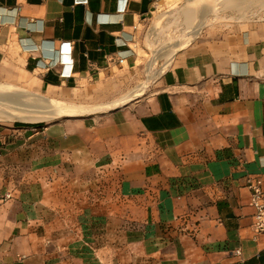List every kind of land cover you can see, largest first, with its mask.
<instances>
[{"label":"crops","instance_id":"1","mask_svg":"<svg viewBox=\"0 0 264 264\" xmlns=\"http://www.w3.org/2000/svg\"><path fill=\"white\" fill-rule=\"evenodd\" d=\"M169 3L0 0V84L84 110L0 126V264H264V19L203 28L122 100Z\"/></svg>","mask_w":264,"mask_h":264},{"label":"bare ground","instance_id":"2","mask_svg":"<svg viewBox=\"0 0 264 264\" xmlns=\"http://www.w3.org/2000/svg\"><path fill=\"white\" fill-rule=\"evenodd\" d=\"M214 1L216 2V0H187L181 10L175 12L174 9L171 8L163 12L161 21L168 19L169 21H166L168 24L170 23L175 29H184V31L181 37L170 46L165 44L160 49L154 51L146 66V79L144 84L128 93L122 100L135 98L143 94L147 84L153 80V78L160 75L162 69L169 64L177 49L195 39L200 34L202 29L207 26L209 22L211 9L213 3H215ZM236 1L245 2V4H234ZM247 1L220 0L218 5L221 10L234 8V11L238 12H246V10H248V3L250 4L252 2L253 6L264 8V0H252L248 3ZM176 18H179L180 22L179 20L177 21ZM170 24L167 28H169ZM158 25V22L152 25L150 35L152 34V36H154V34H156L154 31L158 28ZM160 51H164V65L162 68L157 69L155 60L158 58ZM63 112L64 109L62 106L54 105V103L38 94L21 90L13 85L0 84V118L24 122H38L54 118Z\"/></svg>","mask_w":264,"mask_h":264},{"label":"rangeland","instance_id":"3","mask_svg":"<svg viewBox=\"0 0 264 264\" xmlns=\"http://www.w3.org/2000/svg\"><path fill=\"white\" fill-rule=\"evenodd\" d=\"M186 1L187 0L176 2V1L170 0L169 5L165 8V10H162V12L158 14V16L161 17L163 15L164 11L169 10L171 8H173L175 12L177 10H181V8L184 7V5L186 4ZM219 1L220 0H216V2L214 1L215 3H213L212 9H211V13L209 16V22H208L207 26L204 27V29H206V28L209 29L212 27L228 28L234 24L253 22V21L264 19V8H260L258 6H253V2L249 4L248 2H250L252 0H250V1L246 0L248 3V10H246V12L234 11V8H226L224 10H221L220 6L218 5ZM237 3L243 4V5L245 4V2L243 3L241 1H238V2L236 1L234 4H237ZM235 7H236V5H235ZM176 19H177V21L179 20V22H180L179 18H176ZM166 21H169V20L167 19V20H163V21L158 22L159 31L164 33V34H162L164 37L163 38L164 40H162V41L163 42L168 41L170 43H174L179 37H181L184 29L183 30L181 28L175 29L170 23H169L170 24L169 28H167V26L169 24ZM148 51H149V49H148ZM138 53L140 54V56H143L142 62L140 60H138V62H141V64H144V60L147 61L149 58L148 55L146 54V52H143V51H138ZM161 61H163V60L158 59L157 65H159L161 63ZM145 79H146L145 76H144V78H141L142 82L139 83L138 87H140L144 84ZM158 79H159V76L153 78V80H151L147 84V87L145 88L143 93L150 92V88H148V87L150 85L156 86L158 83ZM19 89L27 91V92H31V90H29L27 88H19ZM133 90H131V92ZM69 107H70V109H68L67 111L64 110L63 113L76 114V113H81V111H84V110H81L79 107H75L72 105H69ZM13 121H15V120L0 118V126H5L8 124H11ZM21 122H23L22 124H28L29 123V122H24V121H21Z\"/></svg>","mask_w":264,"mask_h":264},{"label":"built area","instance_id":"4","mask_svg":"<svg viewBox=\"0 0 264 264\" xmlns=\"http://www.w3.org/2000/svg\"><path fill=\"white\" fill-rule=\"evenodd\" d=\"M157 29L154 31V33H156L154 34V36H152V34L149 35V41H148L149 51L147 52L149 58L146 61L147 64L149 62V59L151 58V55L154 53V51H156V49H160L165 44H168L169 46L172 44L168 41L163 42L162 40H164L163 39L164 37L162 34L164 33L159 31V29L158 30ZM163 55H164V51H160L158 58H156L155 60V65L157 69L162 68L164 65ZM158 59L163 60L159 65H157ZM164 69L165 67L162 70ZM247 187L251 192L250 206L254 209V214L252 217L244 219L247 221L246 226L253 228L258 234L264 236V191L261 188V179L249 178L247 181ZM262 250L264 251V240L262 242ZM236 253L239 254L240 252L237 250Z\"/></svg>","mask_w":264,"mask_h":264}]
</instances>
